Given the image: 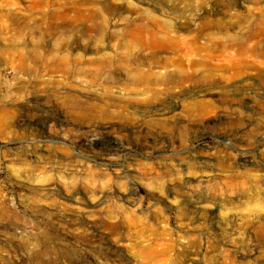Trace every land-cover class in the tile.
I'll list each match as a JSON object with an SVG mask.
<instances>
[{
	"label": "rangeland",
	"instance_id": "rangeland-1",
	"mask_svg": "<svg viewBox=\"0 0 264 264\" xmlns=\"http://www.w3.org/2000/svg\"><path fill=\"white\" fill-rule=\"evenodd\" d=\"M263 11L264 0H0V102H16L0 113V253L17 252L21 264H145L139 247L158 241L164 264H264L263 193L253 185L264 184ZM90 12L104 16L102 31L75 19ZM173 32L195 41L200 60L163 84L160 65L176 71L182 54ZM160 40L167 47H150ZM125 54L132 63L116 62ZM42 93L58 112L45 113L39 133L20 120ZM126 116L130 129H76ZM10 122L17 131L2 134ZM115 139L124 149L101 154ZM64 147L87 160L83 170L39 154L61 157Z\"/></svg>",
	"mask_w": 264,
	"mask_h": 264
},
{
	"label": "bare ground",
	"instance_id": "bare-ground-1",
	"mask_svg": "<svg viewBox=\"0 0 264 264\" xmlns=\"http://www.w3.org/2000/svg\"><path fill=\"white\" fill-rule=\"evenodd\" d=\"M230 1V0H229ZM227 5H229V9H231L233 7V1L231 2H226ZM188 15V14H187ZM184 16V15H183ZM262 21H263V24H264V11L262 12ZM187 16L184 17V21H185V24H184V27L185 28H188L190 26V21L191 19H186ZM76 20H82V21H85L86 24H85V30H91V29H96L98 31H102L104 29V16L101 15L99 12H90L84 16H79V17H76L75 18ZM133 25H136V24H133ZM178 32H173V34L170 36V40L174 39V42H172L170 44V47H175V48H178L180 50H182V54H181V58L176 62L175 66L178 68V70L174 71V70H171L169 65H166V64H163V65H160L161 66V69H163L161 72H160V75L158 77L159 81L163 84H165L166 82H168L169 80H171L172 77H174L173 75H175L176 73H178L179 75H176L175 77H179V76H186L188 75L187 72H184V68L186 67H182V64L185 63L186 65L190 66V65H195L197 63V61H199L200 59L197 58V46L195 44V41H187L185 40L183 37H181L180 35H177ZM182 34V33H181ZM166 40H160L158 41L157 43H154L152 42L150 44V47L152 49H154L155 47H159V48H163L165 47L167 44H166ZM77 45V44H75ZM147 47V46H145ZM167 47V46H166ZM107 54L104 53V65L105 66H109L107 64H110L112 63L110 58L106 56ZM109 55V54H108ZM105 57H107L108 59H106ZM133 58L132 56L128 55V54H125L123 56H121L120 58H117L116 62L119 61V62H123V63H132L133 61ZM166 61V60H165ZM260 62H264V52L261 53V56H260ZM114 63V62H113ZM183 72V73H182ZM181 73V74H180ZM105 91H109V83L106 84L105 86ZM45 91V90H43ZM15 93V92H14ZM51 93V92H50ZM16 94V93H15ZM17 95V94H16ZM8 96V95H7ZM47 96V93L46 94H41V96H39V100H38V106L32 110L28 109L27 113L29 112V110L31 112V116L26 118V119H23V120H20V123L26 127V128H30L32 130H36L38 131L39 133L42 132L41 130V127H40V121L42 119H46L45 118V113H57L58 112V102L57 100L52 97V99H47L46 98ZM17 97V96H16ZM36 99H38L37 97H35ZM34 100V99H33ZM110 103L112 105H115L113 103V101H110L107 97H104V104L106 105H110ZM24 104V103H23ZM16 105V102H15V99H10V100H7L6 103H2L0 102V113L1 111H9L11 113H13V110H14V106ZM22 105V104H21ZM20 105V107H21ZM34 107V106H33ZM22 108V107H21ZM94 110H96L97 108L92 105V107ZM157 110V109H156ZM97 111V110H96ZM125 110L122 111V113L124 112ZM17 112V111H16ZM132 112V111H131ZM25 114V113H24ZM59 114V113H58ZM49 115V114H48ZM55 116V115H54ZM128 116H126V118L122 119V118H119L117 121H109V122H103V121H100V120H97L95 119L94 121L92 120L91 122H88V123H82V121L80 120L78 122V125H77V131H98V130H101L103 133H108V128L110 127H116L117 129H122V130H125V129H130V127H132L131 125V122L127 119ZM57 118V117H56ZM72 118V117H71ZM78 118V117H77ZM47 119H53V117H50L48 116ZM90 119V118H89ZM19 120V119H18ZM17 120V121H18ZM71 120V119H70ZM74 120V119H73ZM0 121L1 118H0ZM9 122V121H8ZM45 122V121H44ZM64 122V121H63ZM74 122V121H73ZM76 122V120H75ZM54 123V122H53ZM69 123V122H68ZM43 125V124H42ZM51 125V124H50ZM71 125V124H70ZM49 127V126H48ZM17 126L15 125L14 122H10V123H6L5 127L2 128L1 132L2 134H5V133H15L17 130H16ZM44 128V127H43ZM51 128V127H50ZM115 128V129H116ZM143 128V127H142ZM58 129V127H57ZM44 130V129H43ZM20 131V130H19ZM155 135V134H154ZM157 135H159V137H161V139H164L165 138V131H158L157 132ZM45 136V135H44ZM149 136V135H148ZM147 136V137H148ZM126 137V136H125ZM159 139V138H158ZM157 139V140H158ZM37 140V139H36ZM52 140V139H51ZM112 141V140H111ZM110 141V143H111ZM115 143L112 145V146H109V147H106L104 148V145L102 144V146H100V150L103 152L100 153L101 154H104V150L107 149L109 150L110 152L111 151H114L115 153L116 152H120L124 149V141L122 139L118 140V139H115L114 140ZM163 143V142H162ZM167 143V142H166ZM74 144L76 146H78L79 148H93L92 146L94 145V140L93 139H85L83 137H78V139L76 141H74ZM50 145V144H49ZM52 145V144H51ZM100 145V144H99ZM38 148V147H37ZM53 148V146H52ZM27 149V148H26ZM43 150V149H41ZM84 150V149H83ZM37 149H35V153H36V156H37ZM106 151V150H105ZM62 155L61 157L60 156H56V153L54 152V150H45L44 153H39L40 156L45 157V163L46 165H54V163L52 161H55V159L57 158V161H61L64 164V166H67L68 169H74V168H78L79 170H81L82 168V165H84V162L86 163L85 159H83L82 157H80L81 155L77 154V155H72L70 154V150L67 148V147H64L63 148V151H62ZM87 152V151H86ZM109 153V152H108ZM113 153V152H112ZM82 154V153H80ZM22 155L25 157V158H29V157H33L34 156V153L32 151H24L22 153ZM35 156V157H36ZM38 157V156H37ZM244 158V157H243ZM87 159V158H86ZM26 164V163H25ZM29 164V163H28ZM34 164V163H33ZM31 165V163H30ZM35 166V164H34ZM27 167V166H26ZM38 167V166H37ZM43 167V166H42ZM40 168V167H39ZM51 168V167H50ZM55 168V167H54ZM53 168V169H54ZM47 169V168H46ZM92 169V168H91ZM90 169V170H91ZM52 170V169H51ZM83 170V169H82ZM31 171V170H30ZM53 172V171H52ZM51 173V172H50ZM58 173V171H57ZM59 175V174H58ZM61 175V174H60ZM63 175V174H62ZM73 176V175H72ZM49 177V176H48ZM61 177V176H60ZM78 177V176H77ZM255 177V176H254ZM42 179H44V181H42L41 184H44L43 187L44 189L45 188H49L50 190L51 189H57L58 190V193L61 194L60 192V188H58L56 182H54L53 180H49L48 178L46 177H43ZM68 179V178H67ZM75 179V178H74ZM79 179V178H78ZM39 181L41 182V179H39ZM74 181H78V180H73ZM87 181V180H86ZM75 183V182H74ZM253 185L254 187H258L259 189L262 187V192L263 195H264V184L260 183V178L259 177H255L254 180H253ZM82 186V185H81ZM86 186V185H85ZM98 188V186H96ZM32 188V187H31ZM34 188V187H33ZM74 188V187H73ZM79 188V187H78ZM80 189V188H79ZM96 189V188H95ZM42 190V189H41ZM84 190V189H83ZM102 190V189H101ZM87 191V190H86ZM83 192V191H82ZM134 192L133 189H129L128 190V193L132 194ZM260 193V192H259ZM77 191L76 192H73L71 194V198L73 200L76 201L77 199ZM85 194V193H84ZM104 195H106V192H100V194H97L98 196V200H100ZM262 196L261 198V202L262 204L264 203V196ZM129 197L128 194H125L124 196H122L123 199L125 200H129ZM132 198V197H130ZM130 203H135L134 201H131L129 200ZM3 203V202H2ZM91 205H95L94 203H97V202H92L91 200ZM134 205V204H133ZM3 209V208H2ZM1 211V210H0ZM3 212V211H2ZM120 222V221H119ZM60 224V223H59ZM63 225V224H62ZM61 225V226H62ZM60 226V225H59ZM110 226V225H109ZM118 226L119 223H113L112 224V228H111V231L113 232V229L117 228L118 229ZM62 228V227H61ZM109 229V228H108ZM107 229V230H108ZM110 231V232H111ZM95 238V237H93ZM161 246V247H159ZM41 247V246H40ZM4 248V247H3ZM45 248V247H44ZM1 249V248H0ZM11 249V248H10ZM15 249V248H14ZM43 249V248H42ZM3 250V249H2ZM1 251V250H0ZM9 251V250H8ZM43 251V250H42ZM49 251V249H48ZM58 251V250H57ZM6 252V251H4ZM2 252V253H4ZM13 252V251H12ZM15 252V251H14ZM41 252V251H40ZM59 252V251H58ZM0 253V254H2ZM7 253V252H6ZM17 253V252H16ZM15 253V256L18 255ZM42 253V252H41ZM51 253V252H50ZM53 253V252H52ZM48 254V252H47ZM59 254V253H58ZM49 255V254H48ZM60 255H63L60 253ZM167 250L165 248H163V244L161 242H158V241H150L149 243H147L146 245L144 246H141L139 247L138 249V256L141 258V260L145 263V264H164L165 261H166V258H167ZM14 256V255H13ZM11 257V259L13 258L12 260V263L13 264H21V262L18 260L17 257ZM35 256V255H34ZM9 256H2L0 255V264H5L7 263L6 261H8L7 259L10 258ZM33 257V256H32ZM59 257V256H58ZM55 259V258H54ZM53 259H51L52 261ZM36 261V260H35ZM37 263V262H36ZM39 263V261H38ZM49 261H46V260H41L40 264H48ZM53 263V262H52ZM56 263V262H55ZM118 263V262H117ZM51 264V263H50ZM122 264V263H121Z\"/></svg>",
	"mask_w": 264,
	"mask_h": 264
}]
</instances>
